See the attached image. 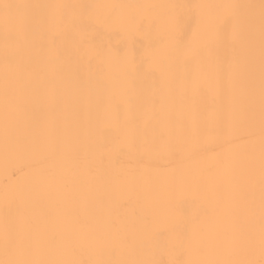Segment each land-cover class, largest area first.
<instances>
[{
  "label": "bare ground",
  "instance_id": "obj_1",
  "mask_svg": "<svg viewBox=\"0 0 264 264\" xmlns=\"http://www.w3.org/2000/svg\"><path fill=\"white\" fill-rule=\"evenodd\" d=\"M13 2L0 264H259L264 38L206 6L261 0Z\"/></svg>",
  "mask_w": 264,
  "mask_h": 264
},
{
  "label": "snow or ice",
  "instance_id": "obj_2",
  "mask_svg": "<svg viewBox=\"0 0 264 264\" xmlns=\"http://www.w3.org/2000/svg\"><path fill=\"white\" fill-rule=\"evenodd\" d=\"M36 5L17 3L13 0H0V26H2V32H0V38L5 42L16 38L17 34L25 30L26 23L30 13L34 10ZM206 7L213 8H231L238 9L239 16L243 22L247 25L249 31L255 29L257 19L259 20V27L262 38H264V0H261L259 5L255 4H228V5H208ZM259 10L257 16L256 10ZM262 204H264V193H262ZM254 252V246L250 248V253ZM260 261L259 264H264V231H262L260 249H259ZM137 264H151L150 261H139ZM249 264H256V261H250Z\"/></svg>",
  "mask_w": 264,
  "mask_h": 264
}]
</instances>
